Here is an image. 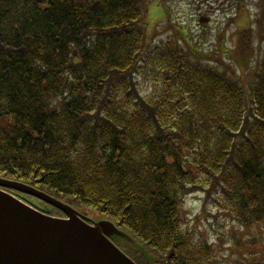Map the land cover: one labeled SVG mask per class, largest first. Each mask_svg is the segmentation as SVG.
Returning <instances> with one entry per match:
<instances>
[{"label": "trees", "instance_id": "1", "mask_svg": "<svg viewBox=\"0 0 264 264\" xmlns=\"http://www.w3.org/2000/svg\"><path fill=\"white\" fill-rule=\"evenodd\" d=\"M256 1V29L236 32V56L254 57L243 84L178 33L149 32L150 0H0V177L113 221L137 264H264ZM194 193L260 242L216 257L183 226Z\"/></svg>", "mask_w": 264, "mask_h": 264}, {"label": "rangeland", "instance_id": "2", "mask_svg": "<svg viewBox=\"0 0 264 264\" xmlns=\"http://www.w3.org/2000/svg\"><path fill=\"white\" fill-rule=\"evenodd\" d=\"M150 1L146 16L149 32L154 23L160 21L154 27L156 38L178 33L192 50L198 52L197 58L201 62L205 61L223 71L231 69L246 84L254 67V57H237L234 46L239 29H256L253 23L258 11L256 0ZM200 18L208 20L200 22ZM229 75L234 77L231 72ZM86 214L101 220L100 215L95 212L86 211ZM180 215L183 226L194 230L197 235L201 234L212 246L215 256L221 259L240 258L244 255L243 245L254 240L260 242L258 232L253 228H242L231 221H225V214L218 213V209L201 193L190 194L185 198ZM116 243L119 245L118 241ZM124 246L128 252V246Z\"/></svg>", "mask_w": 264, "mask_h": 264}, {"label": "water", "instance_id": "3", "mask_svg": "<svg viewBox=\"0 0 264 264\" xmlns=\"http://www.w3.org/2000/svg\"><path fill=\"white\" fill-rule=\"evenodd\" d=\"M3 188L44 201L66 218L47 215L40 202L22 201ZM113 236L136 245L113 222L93 221L32 186L0 177V264H135Z\"/></svg>", "mask_w": 264, "mask_h": 264}]
</instances>
